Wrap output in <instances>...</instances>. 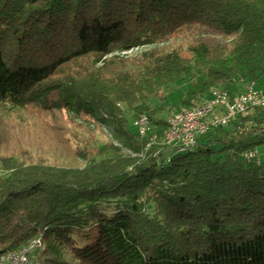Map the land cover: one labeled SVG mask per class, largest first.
I'll return each mask as SVG.
<instances>
[{
  "label": "trees",
  "instance_id": "trees-1",
  "mask_svg": "<svg viewBox=\"0 0 264 264\" xmlns=\"http://www.w3.org/2000/svg\"><path fill=\"white\" fill-rule=\"evenodd\" d=\"M263 77L264 0H0V104L115 141L83 140L82 169L1 156L0 256L41 237L33 264H264V163L243 157L264 109L181 153L161 116L179 82L177 111ZM144 115L155 143L132 129Z\"/></svg>",
  "mask_w": 264,
  "mask_h": 264
},
{
  "label": "rangeland",
  "instance_id": "rangeland-1",
  "mask_svg": "<svg viewBox=\"0 0 264 264\" xmlns=\"http://www.w3.org/2000/svg\"><path fill=\"white\" fill-rule=\"evenodd\" d=\"M210 40L213 41V39ZM153 48L155 47H141L118 55L134 57ZM259 86L264 88V77L260 80ZM189 88L190 84L182 81L171 88L164 89L167 109L161 113V116L168 119L175 113L182 96ZM246 88L247 83L238 81L232 89V94H242ZM157 101L159 100L154 99L153 103L157 104ZM90 135L102 145L114 141L113 133L108 127L98 128L92 124L85 125L79 120L71 119L65 112L38 117L0 104V158H3L1 156L15 157L23 161L31 160L58 168L82 169L86 162L74 152L82 147L83 140L88 139ZM258 151V158L264 163V146L259 147ZM0 170L3 171V176L7 173L1 162ZM64 260L72 264L69 257ZM39 262V264H65L64 262L53 263L45 257H41Z\"/></svg>",
  "mask_w": 264,
  "mask_h": 264
},
{
  "label": "built area",
  "instance_id": "built-area-1",
  "mask_svg": "<svg viewBox=\"0 0 264 264\" xmlns=\"http://www.w3.org/2000/svg\"><path fill=\"white\" fill-rule=\"evenodd\" d=\"M255 109H264V88L255 82L248 83L246 91L238 95L227 90L214 89L203 102L177 111L167 119L168 131L164 143L178 153L192 150L201 135L226 127L238 116H247ZM132 127L142 138L151 136L153 132V124L145 115L135 118ZM150 141L155 143L157 137L151 136ZM243 157L261 162L258 149L245 152ZM2 177L3 171L0 170V179ZM42 246V239L38 237L22 249L0 256V264H32L31 256Z\"/></svg>",
  "mask_w": 264,
  "mask_h": 264
}]
</instances>
